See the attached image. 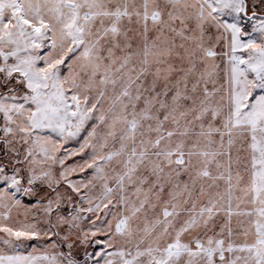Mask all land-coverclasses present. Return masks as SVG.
I'll return each mask as SVG.
<instances>
[{"label":"snow or ice","instance_id":"snow-or-ice-1","mask_svg":"<svg viewBox=\"0 0 264 264\" xmlns=\"http://www.w3.org/2000/svg\"><path fill=\"white\" fill-rule=\"evenodd\" d=\"M0 264H264V0H0Z\"/></svg>","mask_w":264,"mask_h":264}]
</instances>
